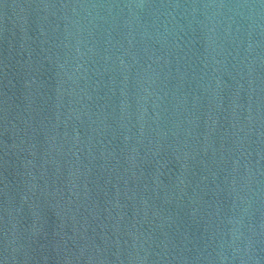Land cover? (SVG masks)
Returning <instances> with one entry per match:
<instances>
[{"label": "water", "instance_id": "1", "mask_svg": "<svg viewBox=\"0 0 264 264\" xmlns=\"http://www.w3.org/2000/svg\"><path fill=\"white\" fill-rule=\"evenodd\" d=\"M0 264H264V0H0Z\"/></svg>", "mask_w": 264, "mask_h": 264}]
</instances>
